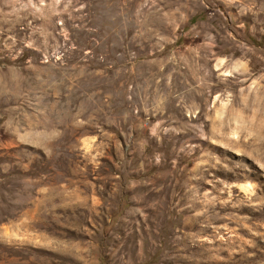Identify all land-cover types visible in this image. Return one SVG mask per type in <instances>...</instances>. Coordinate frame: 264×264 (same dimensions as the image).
Segmentation results:
<instances>
[{
	"label": "rangeland",
	"instance_id": "obj_1",
	"mask_svg": "<svg viewBox=\"0 0 264 264\" xmlns=\"http://www.w3.org/2000/svg\"><path fill=\"white\" fill-rule=\"evenodd\" d=\"M0 264H264V0H0Z\"/></svg>",
	"mask_w": 264,
	"mask_h": 264
}]
</instances>
